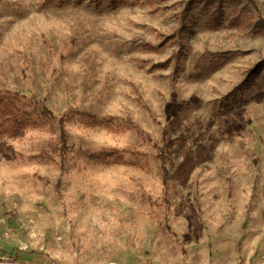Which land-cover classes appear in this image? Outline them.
<instances>
[{
    "label": "rangeland",
    "instance_id": "rangeland-1",
    "mask_svg": "<svg viewBox=\"0 0 264 264\" xmlns=\"http://www.w3.org/2000/svg\"><path fill=\"white\" fill-rule=\"evenodd\" d=\"M186 2L0 0V264H264V0Z\"/></svg>",
    "mask_w": 264,
    "mask_h": 264
},
{
    "label": "trees",
    "instance_id": "trees-1",
    "mask_svg": "<svg viewBox=\"0 0 264 264\" xmlns=\"http://www.w3.org/2000/svg\"><path fill=\"white\" fill-rule=\"evenodd\" d=\"M82 0H77L81 3ZM109 1L111 4L119 3V0H104ZM193 0H187L185 4V13L190 12L193 6ZM209 2V3H208ZM206 5L216 2V0H208ZM33 102L23 104L22 102H16L18 100V95H11L5 99L0 98V155L8 160L16 159V151L9 143V140L18 139L23 136L25 128L35 123L41 117L47 120H53L54 116L45 107L39 110L38 105L40 102H36L32 98ZM58 131L61 134V147L59 149L61 156V165L65 162V151H67L66 137L64 134L63 121L60 118L58 122ZM120 159V158H118ZM115 161V160H114ZM160 164L162 171V178L166 180L167 171L164 165L163 157L160 156Z\"/></svg>",
    "mask_w": 264,
    "mask_h": 264
}]
</instances>
